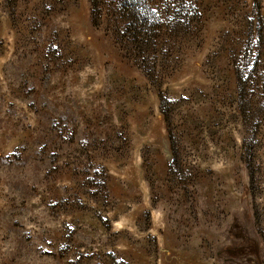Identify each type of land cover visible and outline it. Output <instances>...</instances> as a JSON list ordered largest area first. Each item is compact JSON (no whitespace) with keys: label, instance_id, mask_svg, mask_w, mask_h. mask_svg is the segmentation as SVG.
<instances>
[{"label":"rangeland","instance_id":"374dc122","mask_svg":"<svg viewBox=\"0 0 264 264\" xmlns=\"http://www.w3.org/2000/svg\"><path fill=\"white\" fill-rule=\"evenodd\" d=\"M0 264H264V0H0Z\"/></svg>","mask_w":264,"mask_h":264},{"label":"trees","instance_id":"16d2710c","mask_svg":"<svg viewBox=\"0 0 264 264\" xmlns=\"http://www.w3.org/2000/svg\"><path fill=\"white\" fill-rule=\"evenodd\" d=\"M135 12H137V8L135 9ZM138 14V16L141 18L142 17V19H143V21H147V17H145L144 15H141L140 13H137ZM144 16V17H143ZM138 18V17H137ZM241 85V84H240ZM240 88H241V86H240ZM229 251V250H228ZM235 250H230V252L229 253H231L232 255H236L235 254ZM251 253H253V254H257L258 253V251L257 250H251Z\"/></svg>","mask_w":264,"mask_h":264}]
</instances>
